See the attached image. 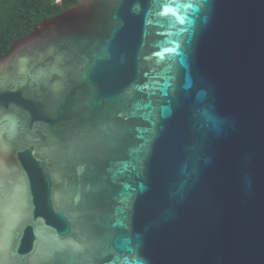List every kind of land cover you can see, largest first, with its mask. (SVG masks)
<instances>
[{
  "label": "water",
  "instance_id": "obj_1",
  "mask_svg": "<svg viewBox=\"0 0 264 264\" xmlns=\"http://www.w3.org/2000/svg\"><path fill=\"white\" fill-rule=\"evenodd\" d=\"M0 264H264V0H79L16 41Z\"/></svg>",
  "mask_w": 264,
  "mask_h": 264
},
{
  "label": "trees",
  "instance_id": "obj_2",
  "mask_svg": "<svg viewBox=\"0 0 264 264\" xmlns=\"http://www.w3.org/2000/svg\"><path fill=\"white\" fill-rule=\"evenodd\" d=\"M59 1L62 5L59 4ZM79 0H0V57L45 19L59 15Z\"/></svg>",
  "mask_w": 264,
  "mask_h": 264
}]
</instances>
